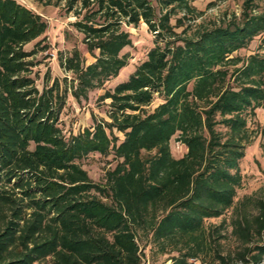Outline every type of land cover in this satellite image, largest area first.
I'll use <instances>...</instances> for the list:
<instances>
[{"label":"trees","instance_id":"trees-1","mask_svg":"<svg viewBox=\"0 0 264 264\" xmlns=\"http://www.w3.org/2000/svg\"><path fill=\"white\" fill-rule=\"evenodd\" d=\"M155 2L65 0L94 60L77 47L60 52L68 75L45 73L39 87L47 20L0 0V264H143L141 241L169 264H264V193L235 200L247 111L264 108V9L243 0L239 15L206 21L191 0ZM140 21L154 45L98 96L109 100V119L66 135L68 95L87 99L119 74L132 42L126 25ZM256 37L258 51L232 55ZM175 134L187 147L180 157ZM262 136L264 147V128ZM91 152L113 153L104 182L79 162ZM230 208L233 247L226 219L207 223Z\"/></svg>","mask_w":264,"mask_h":264},{"label":"rangeland","instance_id":"rangeland-1","mask_svg":"<svg viewBox=\"0 0 264 264\" xmlns=\"http://www.w3.org/2000/svg\"><path fill=\"white\" fill-rule=\"evenodd\" d=\"M31 9L39 12L48 23L46 32L44 33V42L48 43V47L40 52L37 57L40 63L35 67L37 70V84L39 87L43 85L44 74L49 73L51 78L58 77L61 79L67 72L59 65L58 55L60 52L69 53L74 47L79 48L85 57L87 63L94 60V57L87 51V47L82 41V33L79 32L73 25L76 17L66 10L64 6L65 0H59L58 4H41L33 0H19ZM243 0H191V3L199 10L203 11L200 19L206 21L214 19H223L230 17L232 13L239 15ZM258 4V9H264V0H255ZM156 5L155 0H152ZM175 21V16L171 19ZM126 29L130 32L131 44L126 46L122 53L128 55V63L120 70L116 77L109 78L103 87L93 89L89 92L87 99L77 101L72 96L68 95L66 103L60 114V126L63 132L68 135L70 132L77 133L85 127L93 125L94 119L105 118L109 119L106 111L108 109V99L104 101L98 100V96L107 88H113L115 84L127 79L128 75L135 69L136 65L146 57L147 51L154 45V34L148 29L144 21H140L136 25H126ZM182 28H176L180 31ZM261 39L254 38L247 47L241 48L232 53V55L247 56L252 52L258 51ZM33 43H30L27 48H31ZM51 81V80H50ZM161 101V98L156 96L150 108L154 107ZM247 132L250 141L244 149V156L240 160V172L242 175L241 186L237 189L235 200L243 198L245 195H253L261 197L264 193V147L262 146L263 136L262 128H264V108L256 107L254 111H247ZM223 131L225 128H221ZM114 133L120 138L123 134L114 130ZM171 154L175 157H180L185 154L187 147L185 144L177 140V134L170 139ZM91 177L96 182H104L105 172L115 166L116 160L113 158V153L101 155L98 152H91L87 156L79 160ZM232 215V208L226 210L219 217H212L207 220V223L218 224L222 219H226V229L228 238L226 245L233 247L236 242L229 235L231 226L229 221ZM141 248L144 251L143 264H169L170 261H165L167 254L158 253L152 243H146ZM34 264H50L49 260H43Z\"/></svg>","mask_w":264,"mask_h":264}]
</instances>
